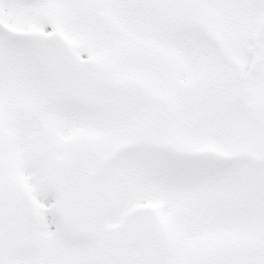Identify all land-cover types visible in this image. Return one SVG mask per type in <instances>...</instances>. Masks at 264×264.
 Wrapping results in <instances>:
<instances>
[{
	"label": "snow or ice",
	"instance_id": "snow-or-ice-1",
	"mask_svg": "<svg viewBox=\"0 0 264 264\" xmlns=\"http://www.w3.org/2000/svg\"><path fill=\"white\" fill-rule=\"evenodd\" d=\"M0 264H264V0H0Z\"/></svg>",
	"mask_w": 264,
	"mask_h": 264
}]
</instances>
